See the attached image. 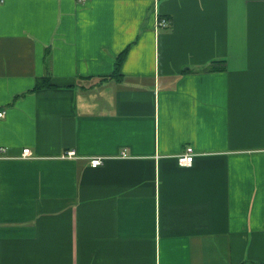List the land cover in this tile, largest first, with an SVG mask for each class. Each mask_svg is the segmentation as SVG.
<instances>
[{
	"label": "crops",
	"instance_id": "1",
	"mask_svg": "<svg viewBox=\"0 0 264 264\" xmlns=\"http://www.w3.org/2000/svg\"><path fill=\"white\" fill-rule=\"evenodd\" d=\"M2 109L0 264H264V0H0Z\"/></svg>",
	"mask_w": 264,
	"mask_h": 264
},
{
	"label": "built area",
	"instance_id": "2",
	"mask_svg": "<svg viewBox=\"0 0 264 264\" xmlns=\"http://www.w3.org/2000/svg\"><path fill=\"white\" fill-rule=\"evenodd\" d=\"M171 26V20L164 16H158L157 27L159 28H168ZM5 116V110H0V117ZM5 151V147L0 146V157L1 154ZM123 155H126V152H123ZM195 152L193 146H187L180 154H178V163L182 166L191 165L195 158ZM77 152L74 149L65 150L62 154L63 158H76ZM34 154L30 147L23 149L22 158H32ZM104 158L102 156H94L90 158V164L92 167H97L102 165Z\"/></svg>",
	"mask_w": 264,
	"mask_h": 264
},
{
	"label": "trees",
	"instance_id": "3",
	"mask_svg": "<svg viewBox=\"0 0 264 264\" xmlns=\"http://www.w3.org/2000/svg\"><path fill=\"white\" fill-rule=\"evenodd\" d=\"M119 64H120V62H118L117 64H116V70H115V73H116V75H117V73H119ZM224 66L221 64V63H214V66L212 67L213 69H222ZM51 86H53L52 85V83L50 82V79H49V77H47V76H45V77H43V78H41L39 81H38V83H37V85H36V88H41V87H51Z\"/></svg>",
	"mask_w": 264,
	"mask_h": 264
}]
</instances>
